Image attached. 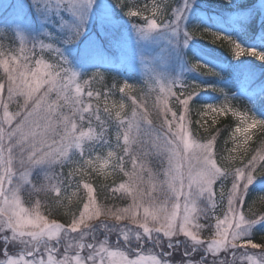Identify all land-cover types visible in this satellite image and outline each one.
I'll list each match as a JSON object with an SVG mask.
<instances>
[{
  "label": "snow or ice",
  "instance_id": "obj_1",
  "mask_svg": "<svg viewBox=\"0 0 264 264\" xmlns=\"http://www.w3.org/2000/svg\"><path fill=\"white\" fill-rule=\"evenodd\" d=\"M33 3L45 13L66 10L75 22L60 40L45 32L43 38L30 41L16 31L20 34L18 48L6 50L0 45V264H264V243L254 242L256 232H264V212L253 211L255 201L245 210L252 191L264 192V143L246 162L231 155L241 148L247 152L252 130L264 128V119L237 112L227 104L224 89H214L224 94L225 104H204L202 114L231 111L241 120L231 134L235 147L228 157L233 161L239 158L241 164L222 167L217 161L216 137L201 142L194 137L187 118L189 105L196 102L202 85H188L181 76L155 74L149 76L146 87L158 93L160 128L153 126L147 108L133 97L136 107L130 116H122L123 103L114 113V149L108 138L113 112L107 96L103 107L106 118L102 119L100 92H85L90 81H81V73L73 69L65 52V46L78 41L86 31L93 7L102 34L113 43L118 27L113 5L108 0L99 4L96 0ZM193 3L195 0H176L173 6L166 0H152L150 6L141 7L136 0H115L116 6L127 9L128 17L144 16L143 23L133 25L141 36L163 29L183 35L185 42L200 29L186 25ZM67 23L62 21V30ZM105 26L112 31L104 33ZM213 35L232 45L235 58L251 55L264 61V50L245 47L222 31ZM101 47L99 41H86L84 54L96 58ZM45 53L54 62L46 59ZM192 67L218 74L201 61ZM132 87L125 83L120 91ZM177 87L183 90L179 94ZM172 98L183 109L179 115L169 106ZM144 136L151 150H145ZM153 154L166 158L167 165L159 172L150 166ZM65 165L71 166L67 176ZM56 167L61 172L56 173ZM109 167L112 173L106 171ZM35 169L43 171L39 186L33 182ZM92 173L127 177L108 190L130 203L119 207L99 202L96 189L88 182ZM75 176L81 179L73 183ZM229 179L231 187L225 190ZM218 182L219 199L226 200V209L212 224ZM81 187L87 199L78 212L65 213L70 215L66 223L51 218L52 208L39 199L42 192L54 193V205L67 208ZM25 193L36 198L26 203ZM258 198L264 200V196ZM201 219L209 223H201ZM205 230L208 235H202Z\"/></svg>",
  "mask_w": 264,
  "mask_h": 264
},
{
  "label": "rangeland",
  "instance_id": "obj_2",
  "mask_svg": "<svg viewBox=\"0 0 264 264\" xmlns=\"http://www.w3.org/2000/svg\"><path fill=\"white\" fill-rule=\"evenodd\" d=\"M100 2L101 0H96L97 4H99ZM166 2L168 3L169 0H166ZM108 3L113 5L112 11L114 13V17L116 19L117 24H120V22L123 20V17L118 16L120 14H118V11L116 8L117 6L114 5L115 3H113L111 0H108ZM136 3H138L141 7L144 4H148L150 6L152 3V0H136ZM190 14L197 15L198 19L196 20V24L198 25L214 27L215 24H217V27L214 30L225 32L226 34L234 37L245 47H256L261 50H264V42L261 38L260 40H257L256 44L248 45L249 43H251V39H254L255 37L254 29L248 23V19H250L251 16L256 15L258 16L257 21L263 24L262 21H264V0H255L254 3H250L249 0H195V3L192 4V11L190 12ZM45 15H47V18H45ZM145 15H149V13H145ZM54 16H57L58 19H54ZM4 17L8 18V25H6L5 28L6 27L11 28L12 32L16 34V37L19 41L17 48L19 47V44H20V34L16 31L22 32L26 36V39L30 41L43 38V35L45 32H51L55 39L60 40L65 36L66 31L70 27V25L75 22V17H73L71 13H69L66 10L60 11L59 14H57L55 10H51L47 13H45L43 10H38L36 4L33 3V0H0V20H2ZM188 17H187V20H188ZM31 18H34L35 25L38 24L36 28H33V26H31V22H32L30 20ZM139 18L144 19V16H141ZM62 21L68 22L67 24L64 25L63 30L61 29ZM143 22L144 20H142V23ZM94 29H96V33L101 31V21L98 17L97 9L95 7H93L92 9V13L90 15L86 31L83 33L80 39L74 42L73 44H69L65 46V52L71 60V66L73 67L74 70L78 71L79 73H80L79 71L80 68L78 64H79L80 59L77 57H80V58L83 56H85L84 58L88 57L84 54V42L86 41L92 42L93 40L99 41L100 45H102L103 47V44H104L103 39L108 38V35H105V34H100V36L97 35L96 33L93 32ZM0 30H5V29H0ZM105 30H110V28L108 26H105L103 29L104 33H106ZM216 31H212L210 33L213 34ZM132 33L135 34L134 39L128 37L127 35V34L130 35ZM0 34L3 35V32L1 31ZM180 37H181L180 35L178 36V35L169 33L163 29L161 31L158 30L156 32H152L146 37L141 36L137 32H134V30L133 31L127 30L122 40H119V41L114 40V42L111 43V45L119 48L121 56L124 60L129 62L131 65H134V67L136 65V67L142 73H144V75L147 77L146 79L145 78L143 79L145 84L148 82L150 83L149 76L155 75V74H159L165 77L181 76L183 77V79L188 77V79L184 82L188 85L193 84V82L201 84L203 90L199 93L198 96L207 97L206 94L210 92L211 87L209 86L210 84H206L207 81L205 77L211 76L213 74L208 73L205 70L203 72L197 71V70H195L196 72H193L191 71L192 69L185 66L184 61L183 62L176 61V65L178 68V71H177V69L175 68V64L173 62L169 63L170 61H168L169 60L168 54H170V51L182 45L183 42H184V45L188 43L189 44L194 43L196 45H199L196 42V41L199 42V40L195 36L191 38L190 40H187L186 42L184 41L185 38L179 41ZM226 42L228 43V41ZM45 43H54V42L45 40ZM194 47L201 49L199 46H194ZM231 48H232V45H231ZM45 54L49 58L50 62H54V59L52 57H49L47 53ZM232 55H233V52H232ZM201 58L204 60L205 63H207L215 71H219L223 75L229 74L230 79L231 78L233 79L234 77V80L231 84L235 83L237 84V87H240L239 89L240 94H248L249 88L251 85L250 83L259 77L260 64L261 65L264 64V61L258 59L257 57L251 56V55L243 56L240 58H235L233 56L232 62H230L228 65L222 64L220 61H215L213 59H210L209 57H204L203 55H201ZM85 62L86 61L83 60V63ZM83 65L84 64H82L81 66ZM231 65L233 68L230 70ZM176 71H177V75L175 74ZM199 73H202L203 76L199 75ZM192 77L194 78L192 79ZM226 83L227 82H225L224 84ZM124 84L120 86V89L123 88ZM224 84L221 85V87L225 88ZM91 85L92 83L85 87L84 89L85 92H87L89 89L92 90L90 88ZM153 87H155V85ZM177 90L180 92L183 91L179 87H177L176 91ZM125 91H128V90L125 89ZM188 91H191V89L189 88ZM153 92L155 94H153V96L151 95L153 97L152 100H150L147 97L142 98V96H140L139 99H136L137 97L136 98L134 97V98L138 104H143L145 108H147V105H148L146 103L152 102L154 103L153 106H155L157 104L156 97L158 93L156 91H153ZM261 95H262L261 92L258 93L257 95L248 94V97L250 98L249 104L255 107V110H256V105L258 101L264 98V96H261ZM85 98L87 99V97ZM174 100L175 98H172L169 100V106L172 108L173 111H175L172 107V103ZM131 101H133V98H131ZM93 102L94 103L96 102L95 98H93ZM175 102L176 104H178L177 101ZM204 104H207V103H204V102L201 103L200 104V107L202 106L201 108H199V106L194 107L195 111H199L197 121L202 123L203 128L206 127L207 125L209 126V124H211V121L215 120L220 115V114L212 113V112H210L208 115H203L202 113L205 111L203 108ZM211 104H214L216 106H222L225 104V100L214 102ZM227 104L231 107L229 103ZM13 107H15V105H13ZM154 108L157 109L156 107ZM132 110L130 112L128 111V114L127 113L125 114L127 116H130ZM182 111L183 109L181 107V109L179 110V112H177V114L179 115ZM102 112H103V108L101 107V113ZM238 112L242 113L240 110H238ZM254 112L255 111L253 109L251 113H254ZM189 113L191 114L190 109H189ZM148 114H150L149 111H148ZM247 115L250 116V112H248ZM158 117H159V120H158L159 122L155 120H153L152 122L153 126L157 129L160 128L157 124H160V120H161L160 115H158ZM169 118H171V116H169ZM187 118L191 120L190 119L191 117L188 114H187ZM149 119H151L150 115H149ZM142 128L146 130L147 126L142 125ZM194 137L196 136L194 135ZM144 139L148 141L147 136H144ZM199 140L201 142L206 141L203 139H199ZM122 143H123V140L121 137V144ZM104 152H106V150H104ZM104 152H102L101 154H104ZM164 161L167 165V161L165 157H164ZM106 171L109 172L108 169H106ZM126 179L127 177H125L124 181ZM218 198H219V195L217 197L216 211L213 214V216L214 217L221 216L222 218V214L225 209L221 211V208H219L220 203H219ZM253 251L258 252L259 250H253ZM177 257L179 259V256Z\"/></svg>",
  "mask_w": 264,
  "mask_h": 264
},
{
  "label": "trees",
  "instance_id": "obj_3",
  "mask_svg": "<svg viewBox=\"0 0 264 264\" xmlns=\"http://www.w3.org/2000/svg\"><path fill=\"white\" fill-rule=\"evenodd\" d=\"M250 3H254L255 0H249ZM113 3H115V0H112ZM170 4L173 6L176 3V0H169ZM115 5V4H114ZM117 11H119V14L121 16H126L127 9H121L118 6L116 7ZM257 23V19L253 18L250 22V25L255 29ZM258 24V23H257ZM200 28L198 31H196L195 37L198 38V40L205 44V46H209L216 52H219L221 54H231L232 53V48L231 45H229L224 39H220L218 37L213 36L210 32L212 31H205V28L198 27ZM192 29V28H190ZM185 37H181L180 40H182ZM3 42L0 43V45H3L4 48L7 49H16L18 41L12 36V35H2ZM185 41V40H184ZM181 45L178 46V49L180 50ZM185 56L189 59V56L192 57L191 50L187 52L185 49ZM96 73L95 72H89V74ZM86 74V73H85ZM88 73L86 75L82 74L81 78L83 80H88L90 81L91 89L93 92H100L101 97H100V106L103 108L104 103H105V96H107V104L110 109H112L113 116L109 120L108 123H110L112 129L116 128V122H115V116L114 113L118 109L119 105L123 103L124 108L122 111V116H127L125 113L128 114V111L130 112L135 105L133 104V101H131V98L137 97L136 99H139L140 96L142 98H149L152 100L153 94H155L153 91H149L148 87H146L143 78L139 77L137 72L135 70H131V73L129 74L130 77H127L123 74L121 71L117 75H115L113 72L111 74H106L104 73H99L95 75V77L89 75ZM88 75V76H87ZM133 76V77H132ZM129 79L128 81L129 85H132L133 87L131 89H127L128 91L121 92L119 89V86L122 82L123 78ZM141 78V79H140ZM87 89V88H86ZM108 89L110 92H107ZM177 93H180V91L177 90ZM152 95V96H151ZM144 96V97H143ZM176 100L173 101L172 107L176 112H179L181 109V106L176 104ZM195 103H190V121H191V129L193 134L198 137L199 139L207 140L213 136L216 137V151H217V161L222 167H236L240 166L241 160L238 158L235 161L228 159L230 153L229 150L235 147V144L233 140L231 139V134L234 131L235 127L241 123V120L238 119L237 116H234L231 111H229L226 115H219L215 120L211 121V124L209 126L207 125L206 127L203 128V125L201 122H198V113L199 111H195L194 107L199 106L200 107V101H197L195 98ZM227 103L231 105V107L238 112L240 110L242 113L247 114L250 112V116L254 115L255 117L263 118L264 119V114L259 113L260 115L254 113H251L255 107L252 105H249L247 100L241 99V98H227ZM147 105V110L150 112V117L153 122V120L159 122V117H158V112L157 109H155L153 106L154 103H146ZM248 104V105H247ZM115 105L116 107H113ZM264 105V98L260 99L256 105V109ZM13 110H15V107H13ZM157 108V107H156ZM193 110V111H192ZM102 117V115H101ZM104 117V116H103ZM104 117L103 119H105ZM210 123V122H209ZM156 125V124H154ZM160 127V124H157ZM252 140L249 141L247 147V152L244 151V148L239 149L238 152L231 153L233 156L237 157H243V160L246 162L248 158L252 154H254V150L257 149L258 147L261 146L262 143H264V128H261L257 126L252 131ZM144 139V137H143ZM145 140V139H144ZM116 143V142H115ZM145 150H151V144L149 141L145 140ZM78 159V157H77ZM150 161V166L152 167L154 172H159V170L162 167L166 166V163L164 161V157L161 155H156L153 154L149 157ZM126 169L131 168V164L126 162ZM70 165H65L63 168V173L65 176H67ZM109 173H112L113 170L111 167L108 168ZM56 173L61 172L60 167H56L54 169ZM81 179L80 176H75L72 178L73 183L75 181H79ZM125 177L122 174L119 173H114L111 175H108L105 177L103 174H96L92 173L91 177L88 178V182L93 184V187L96 189V196L99 202L109 205V206H119L123 207L129 203V200L126 198H121L120 194H113L111 193L108 189L111 187L116 186L118 183L123 182ZM43 180V171L40 169H35L33 171V182L39 186V184ZM261 180H264V177L261 178ZM231 187V182L230 179L225 181V190L227 188ZM72 189L69 188V194L71 193ZM219 195V182L217 185V196ZM264 196V193L259 192V191H252L249 196L246 198L245 202V210L247 211V208L249 205H252V202L255 201V204L252 205L253 211L254 212H264V200L259 199L258 197ZM86 192L82 189L78 192L77 198H74L72 203L67 207H57L54 205L53 201L55 198V194H46V193H40L39 194V199H41L42 202H47L48 207L52 208V217L53 219H57L61 222H68L70 219V215H66L65 213L68 212H78V209L82 207L83 202L86 201ZM24 198L26 203H30L32 200H34L36 197L34 196H29L28 193L24 194ZM219 199V198H218ZM67 203V202H66ZM219 208H221V211L226 209V200L223 202L220 201L219 199ZM47 214V213H46ZM201 223H209V221H206L204 219H201ZM211 223H215V217L213 216V219L211 220ZM209 233L207 230H205L202 235H208ZM254 242L256 243H264V232H256L255 237H254ZM178 258V257H177ZM175 264V262H174Z\"/></svg>",
  "mask_w": 264,
  "mask_h": 264
}]
</instances>
